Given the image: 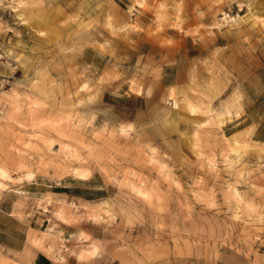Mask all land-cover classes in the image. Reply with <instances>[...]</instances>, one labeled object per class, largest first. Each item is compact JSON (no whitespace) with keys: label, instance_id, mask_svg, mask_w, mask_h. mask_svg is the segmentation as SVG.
<instances>
[{"label":"rangeland","instance_id":"obj_1","mask_svg":"<svg viewBox=\"0 0 264 264\" xmlns=\"http://www.w3.org/2000/svg\"><path fill=\"white\" fill-rule=\"evenodd\" d=\"M259 16V0H0V209H26L51 251L55 216L90 214L98 264H264V143L224 137L264 96ZM95 51L146 83L137 116L104 96Z\"/></svg>","mask_w":264,"mask_h":264},{"label":"crops","instance_id":"obj_2","mask_svg":"<svg viewBox=\"0 0 264 264\" xmlns=\"http://www.w3.org/2000/svg\"><path fill=\"white\" fill-rule=\"evenodd\" d=\"M259 1L264 4V0ZM182 47L184 56L191 55L190 52L193 48L191 45L188 46L187 41L183 42V46L182 44L180 47L178 46L179 49ZM168 50L170 52L171 49ZM177 50V48L173 49L172 53L175 55ZM93 55L101 61L88 59L86 63L92 72L104 75L101 83L104 96L109 97L112 104L126 108L134 107L136 110L134 114L137 116L141 112L138 109L146 100L144 92L146 83L140 85L134 78H131L132 76L127 77L129 78L128 82L125 81L124 74L107 65L106 55L98 51H95ZM165 58L168 59L169 54H166ZM173 60L176 62V57ZM231 123L226 127L227 129L233 128L234 132L248 129V135L252 139L264 142V96L250 104L247 110L234 118ZM72 187L69 193L65 194H71L83 200L94 199V197L86 195L88 193L81 190L79 185ZM88 215L89 218L81 217L79 219L73 218L71 214L62 218L55 216L54 225H57L55 231L65 237L67 248L59 250L57 246H54V251H51L50 249L44 250L45 236L42 224L34 222L26 209L20 211L0 209V250L18 258L21 264H98L100 260L96 254V247H93V243H91V239L95 235L91 227L83 223L86 220L93 221L90 214Z\"/></svg>","mask_w":264,"mask_h":264},{"label":"bare ground","instance_id":"obj_3","mask_svg":"<svg viewBox=\"0 0 264 264\" xmlns=\"http://www.w3.org/2000/svg\"><path fill=\"white\" fill-rule=\"evenodd\" d=\"M226 16V14L224 15V17ZM259 22L264 25V19L261 18L260 16L258 17ZM244 135L247 136L248 135V129H244V130H240L237 132L231 133V134H225L224 137L231 140L233 146H239L241 139L244 138ZM264 143V142H261ZM260 147V146H259ZM258 148V146H257ZM261 150V149H260ZM257 152V150H256ZM88 172L87 171H79L78 172V176L81 178H86L87 177ZM94 247V246H93Z\"/></svg>","mask_w":264,"mask_h":264},{"label":"trees","instance_id":"obj_4","mask_svg":"<svg viewBox=\"0 0 264 264\" xmlns=\"http://www.w3.org/2000/svg\"><path fill=\"white\" fill-rule=\"evenodd\" d=\"M60 190L69 192V189L67 188H60Z\"/></svg>","mask_w":264,"mask_h":264},{"label":"built area","instance_id":"obj_5","mask_svg":"<svg viewBox=\"0 0 264 264\" xmlns=\"http://www.w3.org/2000/svg\"><path fill=\"white\" fill-rule=\"evenodd\" d=\"M264 164V163H263Z\"/></svg>","mask_w":264,"mask_h":264}]
</instances>
